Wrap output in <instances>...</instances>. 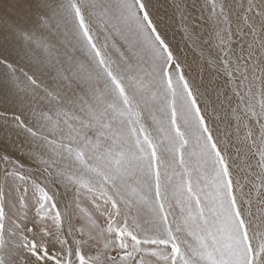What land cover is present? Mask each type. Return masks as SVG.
Instances as JSON below:
<instances>
[{"label":"snow or ice","instance_id":"snow-or-ice-1","mask_svg":"<svg viewBox=\"0 0 264 264\" xmlns=\"http://www.w3.org/2000/svg\"><path fill=\"white\" fill-rule=\"evenodd\" d=\"M0 264H264V0H0Z\"/></svg>","mask_w":264,"mask_h":264}]
</instances>
